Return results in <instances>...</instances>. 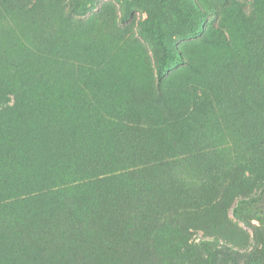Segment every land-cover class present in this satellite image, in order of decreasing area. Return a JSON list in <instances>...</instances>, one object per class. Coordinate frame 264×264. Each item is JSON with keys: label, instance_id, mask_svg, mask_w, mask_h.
<instances>
[{"label": "rangeland", "instance_id": "obj_1", "mask_svg": "<svg viewBox=\"0 0 264 264\" xmlns=\"http://www.w3.org/2000/svg\"><path fill=\"white\" fill-rule=\"evenodd\" d=\"M221 1L0 0V187H17L20 170L31 173L28 176L34 181L46 179L49 168L33 169L25 161L17 166L23 153L12 155L9 150L11 146L18 151L24 148L34 156L33 142L55 159L66 155L69 146L74 157L95 153L100 158L109 148L132 151L140 130L143 139L160 137L161 142H174L171 156H178L176 141H189L205 132L203 120L192 112L193 99H205L208 107L213 104L209 76L232 56L218 31L239 48L246 34V24L235 7L216 13ZM244 1L247 18L257 21L264 12V0ZM164 57L168 64L162 68L161 89L170 95L175 108L192 113L180 124H169L172 116L158 100V72ZM254 112L259 109L247 110L248 115ZM246 138L242 150L225 157L252 158L256 170H245L246 178L209 185L210 200L225 205L214 230L188 228L184 234L186 223L176 212L184 204L182 199L174 201L172 210L164 199L166 192L161 187L158 190L155 180L152 185L158 193L150 200L161 212L157 216L152 211L149 217L152 222H162L164 232L172 230L173 239L186 238L187 245L197 247L200 240L217 238L242 251L244 256L237 264H264V137L259 153L251 152L248 133ZM101 139L106 140L105 147L92 145ZM203 155L204 151L197 152L187 166L172 167L176 174L198 175L205 167L200 160ZM195 196L206 202L205 194ZM0 197V229L16 226L21 211L34 212L35 207L43 206L34 200L20 202L6 190ZM53 199L60 201V197ZM51 201L45 198L42 203L53 206ZM129 213V208L122 209L118 216L126 219ZM15 233L23 236L27 228L22 232L19 227ZM42 249L39 254L47 258ZM124 249L135 248L120 241L110 252L112 260ZM148 252L152 254L149 264L175 263L172 252L165 248ZM103 257L101 264L111 263V257ZM130 262L128 259L126 264H136L135 256Z\"/></svg>", "mask_w": 264, "mask_h": 264}, {"label": "trees", "instance_id": "obj_2", "mask_svg": "<svg viewBox=\"0 0 264 264\" xmlns=\"http://www.w3.org/2000/svg\"><path fill=\"white\" fill-rule=\"evenodd\" d=\"M231 7L236 8L246 24L242 46H233L224 32L218 31L222 44L232 56L218 64L209 76L208 91L215 96L213 104L208 107L205 99H193L192 112L203 120L205 132L189 141H176L177 150L181 152L178 156H171L174 142L161 139L163 143L160 137L143 139L140 130L132 151L127 152L125 148L111 151L109 148L108 154L100 158L95 153L74 157L69 146L66 155H58L55 159L52 153L38 150L35 142L32 143L34 156L24 152V148L20 151L13 146L9 148L12 155L23 153L18 157L17 166L25 161L33 164V169L47 167L50 171L45 180L34 181L28 176L31 173L20 170L16 173L20 182L17 187H0V194L6 190L20 202L34 200L43 205L35 207L34 212L21 211L16 226L0 229V264H101L103 256L111 257L110 264H126L132 256H135L136 264H149L152 254L148 251L164 248L172 252L176 259L174 264H229V261L237 264L236 261L244 256L240 249L234 250L217 238L200 240L197 247L187 245L186 238L173 239L172 230L164 232L162 222L160 224L158 219L152 222L149 217L152 211L157 216L161 212L160 206L150 200L161 187L172 210L179 197L184 203L176 209L186 223L182 226L184 234L188 228L214 230L225 205L221 200H210L209 185L246 178L245 170H256L257 163L252 158H226L225 155L242 150L247 133L253 143L251 152L259 153L262 148L264 12L257 21L251 22L245 13L244 0H223L215 11L218 14ZM167 64L164 57L158 72V100L172 116L169 124H180L192 113L186 108H175L170 95L161 89L165 77L162 68ZM251 107L259 112L248 115L247 110ZM28 131L31 132L29 127ZM71 140L75 141L73 137ZM92 145L105 147L107 143L101 139ZM200 151H204L200 160L205 162V167L198 175H189L185 171L176 174L172 165L187 166L190 157ZM160 168L164 169L162 173ZM9 174L6 175L9 177ZM153 182L158 190L153 187ZM73 193H78V197ZM195 193L205 194L208 200L202 202L200 197L194 198ZM53 197H60V201L56 202ZM45 198L52 199L53 206L44 205ZM127 208L130 209L127 218H120L119 212ZM19 227L22 232L27 228V235L18 237L15 232ZM120 241L135 249L119 251L118 258L112 260L110 252H114ZM42 247L47 251V258L39 254ZM123 257L128 258L124 261Z\"/></svg>", "mask_w": 264, "mask_h": 264}]
</instances>
